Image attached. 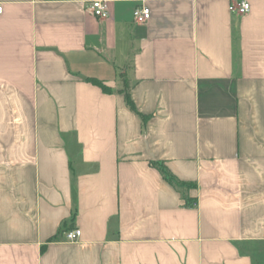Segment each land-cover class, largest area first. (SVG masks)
<instances>
[{
  "label": "crops",
  "instance_id": "1",
  "mask_svg": "<svg viewBox=\"0 0 264 264\" xmlns=\"http://www.w3.org/2000/svg\"><path fill=\"white\" fill-rule=\"evenodd\" d=\"M93 1L0 0V264H264V0Z\"/></svg>",
  "mask_w": 264,
  "mask_h": 264
},
{
  "label": "built area",
  "instance_id": "2",
  "mask_svg": "<svg viewBox=\"0 0 264 264\" xmlns=\"http://www.w3.org/2000/svg\"><path fill=\"white\" fill-rule=\"evenodd\" d=\"M93 14L100 18L105 19L109 15V4L106 0H95L91 3ZM230 11L238 15H246L250 12V4L246 0L232 4ZM2 8H0V14ZM151 18V11L148 7L142 6L134 10V19L137 23L145 24ZM81 237V230L74 229L65 233V239L69 242H76Z\"/></svg>",
  "mask_w": 264,
  "mask_h": 264
},
{
  "label": "trees",
  "instance_id": "3",
  "mask_svg": "<svg viewBox=\"0 0 264 264\" xmlns=\"http://www.w3.org/2000/svg\"><path fill=\"white\" fill-rule=\"evenodd\" d=\"M122 79H123L122 81H123V84H124V88H123L122 92H124L126 94V100H127V104L129 106V108L132 111L136 112L141 117V119L145 122L146 121V117L144 115L138 113L137 110H136V106L134 104V101L132 100V97H131L130 93L128 92L129 85H128L127 80L124 78V75H122ZM101 86H102L104 91H106L108 93L112 92L109 88L104 87L103 85H101ZM151 165H152V167L157 168L158 170H160V172L162 173L164 179L168 183H170L172 186H174L176 188H180V187H183V186L184 187H188V188L192 187V185L183 184V183L179 182L163 164L151 162ZM186 205L188 207L194 206L191 202H189L188 199H187Z\"/></svg>",
  "mask_w": 264,
  "mask_h": 264
}]
</instances>
